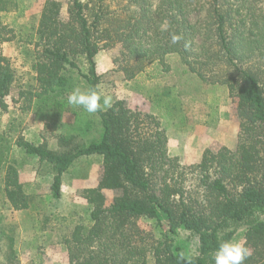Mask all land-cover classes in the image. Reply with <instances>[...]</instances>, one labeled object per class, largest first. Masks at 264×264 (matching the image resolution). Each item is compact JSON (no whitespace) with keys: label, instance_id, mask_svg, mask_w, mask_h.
Listing matches in <instances>:
<instances>
[{"label":"trees","instance_id":"1","mask_svg":"<svg viewBox=\"0 0 264 264\" xmlns=\"http://www.w3.org/2000/svg\"><path fill=\"white\" fill-rule=\"evenodd\" d=\"M17 5L15 0H0L3 111L16 71L2 44L16 34L1 13ZM32 28L18 36L33 46L30 68L35 87L18 90L28 107L38 106L45 97L57 99L59 93L67 99L75 87L98 92L101 73L94 57L119 44L114 62L126 78L177 54L186 70L204 83L227 88L238 121L234 149L205 148L199 161L187 166L169 154L160 121L123 99L96 112L98 139L84 142L91 121L81 116L86 115L83 109L81 114L75 109L72 128L57 136L63 151L15 141L50 164L54 198L60 197L62 175L76 158L102 157L96 186L83 193L89 222L76 223L63 241L68 264L145 263L148 253L154 264H214L219 244L229 241L239 225L245 227L244 244L251 253L244 264H264V0H66L65 18L61 1L45 0ZM173 34L181 37L175 44ZM79 59L87 65L85 72ZM4 140L0 134L1 151L10 148ZM2 169L6 200L14 209L27 208L30 196L16 167L7 161ZM104 189L119 191L108 205ZM140 220H153L159 236L142 228ZM180 229L197 237L196 254L185 255L175 244Z\"/></svg>","mask_w":264,"mask_h":264},{"label":"rangeland","instance_id":"2","mask_svg":"<svg viewBox=\"0 0 264 264\" xmlns=\"http://www.w3.org/2000/svg\"><path fill=\"white\" fill-rule=\"evenodd\" d=\"M15 1H18L17 7L1 13L3 21L16 34L14 40L2 44L3 53L16 71V78L6 97L7 110L0 109V134L10 147L9 150H0V264H68L67 245L63 241L76 223L89 222L90 207L83 193L84 189L96 186L102 157L91 154L76 158L63 173L60 197L54 198L50 189V164L40 162L37 156L16 146L15 141L23 139L43 144L56 152L63 151L57 136L72 128L75 109L82 111L83 108L70 105L62 93L57 99L45 97L38 106L31 103L30 107L27 99L18 96V90L35 87L34 73L30 68L33 46L19 41L18 36L25 35L37 25L45 0ZM59 1L65 18L66 0ZM191 18L195 20L196 14ZM119 49V44H115L100 50L94 57L97 71L101 73L98 93L102 98L123 99L129 107L153 114L166 131L169 154L177 156L185 166L198 162L205 148L216 150L221 145L235 148L238 121L224 85L204 83L186 70L180 57L174 53L167 55L163 63L149 64L128 79L114 62ZM79 65L85 72L87 65L82 59H79ZM84 113L86 115L81 116L89 118L92 126L84 142L98 139L101 126L97 114L85 110ZM7 161L16 167L19 181L30 196L27 208H12L4 196L2 167ZM103 192L106 205L119 194L111 189ZM261 218L264 219V215ZM139 224L147 231L153 230L155 237L159 236L158 229L153 228V220H140ZM162 227L168 228L164 219ZM244 231V226H235L230 240L244 243ZM174 241L183 254L197 253L198 239L190 232L180 229ZM134 264L154 263L148 253L145 263Z\"/></svg>","mask_w":264,"mask_h":264},{"label":"clouds","instance_id":"3","mask_svg":"<svg viewBox=\"0 0 264 264\" xmlns=\"http://www.w3.org/2000/svg\"><path fill=\"white\" fill-rule=\"evenodd\" d=\"M181 37L173 34L171 42L177 43ZM70 105L82 107L88 113H96L101 109L112 106V97L101 95L94 89H81L75 87L67 97ZM251 255L250 250L239 240L223 241L219 244L213 257L214 264H244L245 260Z\"/></svg>","mask_w":264,"mask_h":264},{"label":"crops","instance_id":"4","mask_svg":"<svg viewBox=\"0 0 264 264\" xmlns=\"http://www.w3.org/2000/svg\"><path fill=\"white\" fill-rule=\"evenodd\" d=\"M8 43V42H7ZM5 44H6V42H5ZM5 44H4V46H5ZM63 176V175H62Z\"/></svg>","mask_w":264,"mask_h":264}]
</instances>
